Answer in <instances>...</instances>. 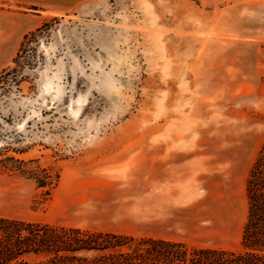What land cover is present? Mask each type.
<instances>
[{"label": "rangeland", "instance_id": "374dc122", "mask_svg": "<svg viewBox=\"0 0 264 264\" xmlns=\"http://www.w3.org/2000/svg\"><path fill=\"white\" fill-rule=\"evenodd\" d=\"M15 66L0 84V216L108 231L123 223L101 195L142 163L135 145L179 142L198 170L175 219L131 233L240 247L264 145V0H0V73ZM37 167L60 174L50 194Z\"/></svg>", "mask_w": 264, "mask_h": 264}, {"label": "trees", "instance_id": "16d2710c", "mask_svg": "<svg viewBox=\"0 0 264 264\" xmlns=\"http://www.w3.org/2000/svg\"><path fill=\"white\" fill-rule=\"evenodd\" d=\"M49 25L45 22L25 34L15 63L20 64L27 43ZM12 75L17 76L16 66L0 73V84ZM30 171L45 194L60 177L48 167ZM246 191L248 211L239 248L0 216V264H264V145L250 170Z\"/></svg>", "mask_w": 264, "mask_h": 264}, {"label": "crops", "instance_id": "0c3cea01", "mask_svg": "<svg viewBox=\"0 0 264 264\" xmlns=\"http://www.w3.org/2000/svg\"><path fill=\"white\" fill-rule=\"evenodd\" d=\"M135 146H142V154L135 158L142 163L119 166L118 173L129 176L126 186L119 188L115 197L106 195L105 191L101 195L102 202L108 200L115 206L106 218L112 222L123 223L108 231L129 235H135L131 230L135 227L133 225L140 222L173 221L176 206L179 205L177 197L182 196L181 183L192 176L194 169L196 172L198 170V150L188 147L191 146L189 144L183 147L184 144L179 142H143ZM129 156L130 153L125 152L118 159H127ZM194 162L196 165L192 164ZM189 190L187 196L191 194ZM162 205L167 206L166 210Z\"/></svg>", "mask_w": 264, "mask_h": 264}]
</instances>
